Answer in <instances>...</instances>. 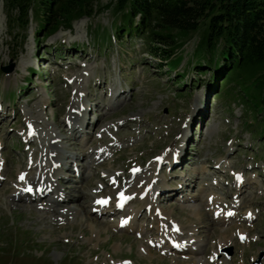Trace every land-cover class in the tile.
<instances>
[{"label": "rangeland", "instance_id": "1", "mask_svg": "<svg viewBox=\"0 0 264 264\" xmlns=\"http://www.w3.org/2000/svg\"><path fill=\"white\" fill-rule=\"evenodd\" d=\"M113 1L98 0L91 17L36 37L32 19L26 31L8 24L0 0V154L6 159V174L11 175L0 182V264H196L198 257L199 264H264L262 112L255 114L238 100L237 87L222 94L231 85L218 82L214 87L213 80L205 82L209 72L204 77L193 71L191 53L198 34L177 49L172 59L179 62L174 68L151 55L141 35L132 36L131 43L125 36L114 41ZM8 66L10 70L3 71ZM180 73L185 79L177 81ZM72 101L77 104L75 111ZM73 112L83 116L71 128L72 120L65 116ZM73 128L77 133L70 132ZM27 131L33 143L25 139ZM52 138L60 139L61 146L46 143ZM106 144H110L108 155H100L96 148ZM38 146L81 154L54 160L64 173L60 181L56 179L64 189L60 204L83 203L66 218L40 213L43 210L35 202L5 203L16 172L21 167L25 173L33 171L27 159L38 160ZM95 154L99 157L93 159ZM61 163L72 168L64 169ZM133 166L141 168L140 179L129 183L136 195L131 208L137 210V229L122 231L115 228L114 216L95 214L89 197L80 195L79 189L106 193L112 185L103 189L95 183L101 177L108 179L105 171L117 172L111 179L115 184ZM37 176L49 178L46 172ZM189 176L194 179L186 181ZM147 180L149 186L154 184L153 191L149 188L148 197H137ZM236 180L244 187L234 185ZM233 192L236 197L228 198ZM50 193L46 200L58 192ZM207 193L224 209L231 208L226 213L231 229L225 231L229 224L216 218L219 206L206 202L213 207V213L208 211ZM148 202L157 206L150 208L151 214ZM153 215L162 216L158 220ZM163 220L169 228L177 225L180 240L193 243H185L181 251L167 248L161 235L167 225ZM220 231L228 244L215 248ZM197 246L199 251H192Z\"/></svg>", "mask_w": 264, "mask_h": 264}, {"label": "trees", "instance_id": "2", "mask_svg": "<svg viewBox=\"0 0 264 264\" xmlns=\"http://www.w3.org/2000/svg\"><path fill=\"white\" fill-rule=\"evenodd\" d=\"M2 1L8 24L26 31L32 19L36 37H46L70 28L81 17H91L98 2ZM113 12L117 17L112 25L114 35L120 40L125 36L130 43L132 36L141 35L149 53L162 58L169 68L179 62L172 59L177 49L189 36L198 34L191 53L193 71L204 77L209 72L204 80H213L214 87L218 82L231 85L222 94L237 87L239 93L232 94L255 114L262 112L260 129L264 132V0H114ZM185 75L178 74L176 80H184ZM196 81L190 84L195 86Z\"/></svg>", "mask_w": 264, "mask_h": 264}, {"label": "bare ground", "instance_id": "3", "mask_svg": "<svg viewBox=\"0 0 264 264\" xmlns=\"http://www.w3.org/2000/svg\"><path fill=\"white\" fill-rule=\"evenodd\" d=\"M108 105H111V104H108ZM77 104H75L73 101L71 102V108L74 110L76 108ZM75 111V110H74ZM83 113H78V114H75L74 112L69 114L68 116L70 117V120H72V125L77 123L80 116L82 115ZM83 116V115H82ZM68 117V118H69ZM83 118V117H82ZM84 118L86 119V117L84 116ZM82 120V119H81ZM88 120V118H87ZM81 123V122H80ZM82 124V123H81ZM33 126V125H32ZM74 127V126H73ZM62 128V127H61ZM72 132L73 134L77 133L75 132L74 133V128L72 129ZM32 133L28 131V135H26V140H29V136H31ZM69 137V136H68ZM118 137L122 138L121 137V134L119 133L118 134ZM31 141V139H30ZM46 143H49V145H57V146H61L62 144V141L58 138H52V139H49V141H47ZM110 144H106L104 146H98L96 148L97 151H100V155L101 154H104V155H107L106 153V148L109 146ZM80 146V144H79ZM83 146V145H81ZM84 148L85 147H82V150H81V153H84ZM46 149V148H45ZM45 149H41L40 146L37 147V151H39V158L36 162H32L30 160H28L27 162L29 163L28 164V168L29 169H34L33 171L30 170V173L29 172H26V175H25V170L23 169V167H21L15 174V177L16 179L14 180V183L12 184V186L10 187V189H8L9 191V199H5V203H7L8 205L11 204L13 205L14 204V200L18 201V199H20L17 195H20V194H23L27 191H25L24 189L26 188H29L31 187L32 188H35V190H41L42 192V196L39 197V199H45V192H46V189L50 188L52 191H55V192H58V194H60L58 197L60 198H64L62 197V193H63V190L58 187L57 185V178H62L63 176V171L62 169H60L59 167L56 166V164L53 162L52 163V160H51V157L53 156L56 160L58 161L59 159L61 158H68V157H80V153L79 151L77 150V152H72V151H69L68 149H59V150H54V151H51L50 149L49 150H45ZM53 149V148H52ZM57 149V148H56ZM86 149V148H85ZM56 151V152H55ZM88 151V150H87ZM35 153H34V156H36ZM85 155V154H84ZM96 155V154H95ZM88 156V155H87ZM86 157V155H85ZM92 157V156H91ZM99 156H94L93 159H96L98 158ZM105 157V156H104ZM48 158H50V161L49 162H46V160H48ZM90 158V157H89ZM91 160V158H90ZM93 161V160H92ZM5 162H6V159L4 158V156L2 154H0V174L1 173H4L5 172V169H6V166H5ZM48 163V165H47ZM59 165V164H58ZM88 162H87V165L88 166ZM64 167L68 168V169H71V166L67 163L64 164ZM36 170V171H35ZM64 170V169H63ZM44 171H46L48 173V177L49 179L48 180H39L38 179V176L37 174L39 175L40 173H43ZM107 173H105L104 175L108 178L107 180H109L112 176H115L117 175V172L115 170H109L108 169L106 170ZM109 172V173H108ZM7 173V171L5 172ZM9 176H11L10 174H8ZM7 175V176H8ZM19 175H24L25 179L24 180H21L20 178H18ZM44 175V174H43ZM13 176V175H12ZM140 176L139 172L135 173V174H131L129 173L128 176L123 180V181H117L116 182V186H114L113 183H110V185H112L109 189V191H107L106 193H103V194H96L91 190H82L79 189V193L80 195H83L85 197H89V201L93 204V206L95 205V208L97 209H102V205L97 203V201L100 199V198H105L107 196H110V198L112 199V201H114L116 203V200H117V197H115V195L117 193H119V195H129L130 193L133 192V189H131V185L128 184L130 183V181L132 179H137L138 177ZM44 177V176H43ZM105 177V178H106ZM104 178V177H102ZM84 179V178H83ZM191 179H194L192 178L191 176L188 177V179L186 181H189ZM81 180V179H80ZM149 180V179H148ZM182 182V181H181ZM67 183V182H66ZM148 184V183H146ZM144 186V185H143ZM142 186V188H143ZM183 186V185H182ZM100 187V183H96V188ZM5 188V187H4ZM7 188L9 187H6V190ZM84 188V187H83ZM141 188V189H142ZM248 188V187H247ZM22 191V192H21ZM140 194L142 193L143 194V190L139 191ZM150 191L147 192V194L149 193ZM16 194V195H15ZM185 197V196H184ZM8 198V197H7ZM33 202L36 203V205H38V201H36V198L32 197ZM205 200H207V202L209 204H216V201L211 197H207ZM136 201V200H135ZM53 202H55V198L52 199V202L51 201H47V202H44V206H41L42 210L40 213L43 212V214H45V212H51V215L52 216H63L64 218L68 217L67 215L68 214H71L73 213L76 209H77V206H82L83 203H78V205H72V206H69V207H65V206H62L63 204H60L58 202H55L56 204H52ZM79 202V201H78ZM25 203V202H24ZM23 205H26L24 204ZM18 204V202L16 203ZM21 204V203H20ZM140 204V203H139ZM145 204V203H144ZM137 204H135L136 206ZM39 206V205H38ZM92 206V207H93ZM153 207V206H152ZM217 207V206H216ZM217 211V212H216ZM215 212L217 213V216L218 217V220H221L222 222H225L227 220L226 216H225V213L226 211H222V210H216ZM172 212V211H171ZM197 212L199 213V210H197ZM161 213V212H160ZM215 213V214H216ZM221 213V214H220ZM61 214V215H60ZM158 214V213H157ZM165 214V213H164ZM126 216H129V214H125ZM124 215V216H125ZM166 215V214H165ZM46 216V215H45ZM161 216V215H160ZM159 215H157L156 217H160ZM133 217V215L131 216ZM230 217V216H229ZM167 218H169V216H167ZM121 219H118V221H120ZM117 221V222H118ZM170 225V224H169ZM168 225V226H169ZM175 227L174 224H171V228ZM170 228V229H171ZM231 229V226H228L226 230H229ZM223 231H220L219 234H220V238L218 240V242L215 244V248H219V247H223L225 246L226 244H228V240H226V236L225 234H222ZM232 232V231H231ZM239 232V231H238ZM175 236V235H173ZM171 236V237H168L167 239H173L174 237ZM181 238H183V236L181 237H177L176 236V244L180 245V247H182L183 245L186 244H190V243H193V242H188L189 239H186L185 241H182L180 240ZM178 242V243H177ZM200 246V245H199ZM197 246L194 248L193 251H199L200 247ZM215 254V251L212 252V255ZM198 263L196 264H199V261H200V258L198 257Z\"/></svg>", "mask_w": 264, "mask_h": 264}, {"label": "snow or ice", "instance_id": "4", "mask_svg": "<svg viewBox=\"0 0 264 264\" xmlns=\"http://www.w3.org/2000/svg\"><path fill=\"white\" fill-rule=\"evenodd\" d=\"M135 171H139V169H136ZM20 179L21 180H24L25 179V177H24V175H21L20 176ZM238 179H239V177H238ZM25 191H32V189H31V187H29V188H26V189H24ZM108 201L107 200H99V201H97V203H100V204H106ZM229 215H232V213H228ZM242 239H243V237H242Z\"/></svg>", "mask_w": 264, "mask_h": 264}, {"label": "water", "instance_id": "5", "mask_svg": "<svg viewBox=\"0 0 264 264\" xmlns=\"http://www.w3.org/2000/svg\"><path fill=\"white\" fill-rule=\"evenodd\" d=\"M3 70L4 71H9L10 70V67L9 66L8 67H4Z\"/></svg>", "mask_w": 264, "mask_h": 264}]
</instances>
